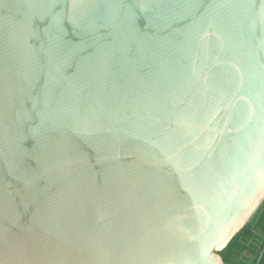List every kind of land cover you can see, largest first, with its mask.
<instances>
[{
  "label": "water",
  "instance_id": "95a60500",
  "mask_svg": "<svg viewBox=\"0 0 264 264\" xmlns=\"http://www.w3.org/2000/svg\"><path fill=\"white\" fill-rule=\"evenodd\" d=\"M264 203V0H0V264H224Z\"/></svg>",
  "mask_w": 264,
  "mask_h": 264
},
{
  "label": "trees",
  "instance_id": "16d2710c",
  "mask_svg": "<svg viewBox=\"0 0 264 264\" xmlns=\"http://www.w3.org/2000/svg\"><path fill=\"white\" fill-rule=\"evenodd\" d=\"M218 254L224 264H264V203Z\"/></svg>",
  "mask_w": 264,
  "mask_h": 264
}]
</instances>
